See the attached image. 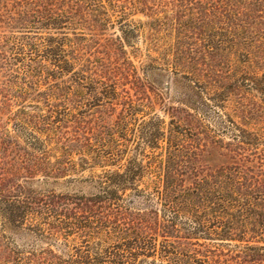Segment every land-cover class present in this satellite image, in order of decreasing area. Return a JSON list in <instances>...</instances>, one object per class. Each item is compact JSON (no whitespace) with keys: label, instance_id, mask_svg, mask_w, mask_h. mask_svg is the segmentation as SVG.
I'll return each instance as SVG.
<instances>
[{"label":"trees","instance_id":"16d2710c","mask_svg":"<svg viewBox=\"0 0 264 264\" xmlns=\"http://www.w3.org/2000/svg\"><path fill=\"white\" fill-rule=\"evenodd\" d=\"M196 1L0 0V264H264V133L225 105L259 92L264 0Z\"/></svg>","mask_w":264,"mask_h":264},{"label":"rangeland","instance_id":"374dc122","mask_svg":"<svg viewBox=\"0 0 264 264\" xmlns=\"http://www.w3.org/2000/svg\"><path fill=\"white\" fill-rule=\"evenodd\" d=\"M163 1L166 5L165 6L166 10L164 11V14H163L164 16L165 15L183 16L187 0H163ZM192 2L197 5V1L194 2V0H192ZM196 7L198 8V6ZM131 19L135 21L141 20L143 22L148 21V19L144 15H141V14L132 16ZM171 34L173 33H166L167 37H164L163 39H159L158 44H157L158 47L165 48L173 44L174 41L171 38H169ZM100 35L101 36L99 38H101V41H102L101 51L103 53L108 49V47H111L112 45L111 39H117L123 36L122 33L118 30V28L116 30L110 29L106 31L104 34H100ZM173 35L176 36V34H173ZM131 44L136 45L137 47L141 48L143 52H144V49L147 47L146 46L147 42L145 38L144 37L140 38L139 34L136 35V38L132 40ZM126 50L130 51V47L129 48L127 47ZM133 55L137 56V58L133 57L132 60L134 61L135 65L138 68H142V65H146L149 63V59L145 56V54L144 56H142L140 52V53H136ZM152 55L154 57L159 56L156 53H153ZM103 57L104 56H99L98 59H102ZM253 69H254V72L258 73L259 75V80L255 84V87L259 89V92L255 90L254 91L248 90V88L246 87V88H241L240 91H236L235 93L230 94L228 100L225 102V105L227 106L226 112L232 115L236 119L237 122H239L240 124H245V125H250L249 123L252 122V121L247 122L245 120V117H247L248 113H252L253 121L255 120V122H257L258 124L257 129H261V133H264V64L254 65ZM139 73L142 75V71H140ZM176 79L177 77L172 75L171 80L168 82L171 85V91H170L169 97H172V102L170 105H175L179 107L180 105L179 104L177 105L176 102L179 101V99H181L179 96V93L181 92V86L179 83H177ZM164 80H165V83H167L166 81L168 80H166L165 78ZM244 81H246V79ZM249 84H251L250 80H248L247 85ZM241 105H244V106L246 105V107L248 108L247 114L243 112L244 106L240 108ZM236 109L238 110L237 112L235 111ZM154 110L156 111V114L162 120L166 121L167 123L170 122V117L168 116V114L165 113L164 108L157 106L156 108H154ZM97 111L98 109L93 111L94 113H92L90 120L95 121L97 117L101 116V114L98 113ZM146 120H148V117L146 118ZM133 155H136L135 151H131L127 155L125 154L124 157L122 158L123 161H121V163H124V161L128 157H132ZM141 160L144 161V164H147L150 161L144 158H141ZM107 169H111V168L109 167ZM90 175L91 173L87 171V172H84L80 178H88L90 177ZM66 180L63 179V180L58 181V184H56V186L54 187L55 192L72 193L73 190H81V189L83 192H89L87 185H82L79 183L67 184ZM10 240L12 242L11 245L15 247V249H18L16 247H20L22 248L21 250H23V248L26 246L27 247L32 246V247H38V248L47 247V245H45V242H42L39 239L32 237V235H29V233H25V232L14 234ZM62 244L63 242H61L60 245Z\"/></svg>","mask_w":264,"mask_h":264}]
</instances>
